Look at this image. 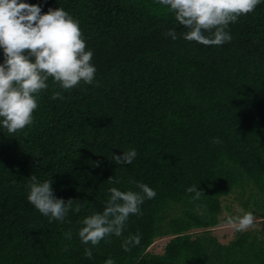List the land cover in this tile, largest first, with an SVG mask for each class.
Returning a JSON list of instances; mask_svg holds the SVG:
<instances>
[{"label": "trees", "instance_id": "obj_1", "mask_svg": "<svg viewBox=\"0 0 264 264\" xmlns=\"http://www.w3.org/2000/svg\"><path fill=\"white\" fill-rule=\"evenodd\" d=\"M19 2L77 20L96 73L67 91L49 78L30 126H0V264H264V0L229 24L232 40L221 46L185 41L187 29L156 0ZM129 150L131 164L112 161ZM31 175L73 201L63 220L49 222L28 202ZM138 183L155 198L86 258L81 221L103 210L110 188L136 192ZM194 185L198 200L186 192ZM234 193L262 230L222 244L210 231ZM136 234L139 246L123 251ZM163 237V251H150Z\"/></svg>", "mask_w": 264, "mask_h": 264}, {"label": "clouds", "instance_id": "obj_2", "mask_svg": "<svg viewBox=\"0 0 264 264\" xmlns=\"http://www.w3.org/2000/svg\"><path fill=\"white\" fill-rule=\"evenodd\" d=\"M174 15L175 21L187 29L182 38L205 46H221L232 40L227 31L229 24L239 17L252 13L261 0H156ZM165 36L177 39L176 32L169 30ZM0 49L4 62L0 64V126L9 134H15L33 123V113L38 107V96L48 88L46 81L52 78L62 90H71L81 82L93 84L96 68L90 63L92 51H86L79 23L62 8L49 9L41 15L35 5L19 0H0ZM98 86V85H97ZM61 92L52 99H62ZM219 144V138H213ZM137 153L129 150L112 155L117 165L131 164ZM28 202L43 216L63 220L72 210L73 201L57 199L51 189L50 178L40 182L35 175L29 178ZM111 180V178L109 179ZM119 183V181H113ZM129 183H136L130 179ZM139 191H121L110 188V198L103 210L81 221L78 231L80 242L87 246L84 256L92 259V249L108 237H120L130 215H140V206L146 199H153L156 192L143 183L136 184ZM194 193V199L203 195L197 186L186 189ZM76 212L80 211L77 204ZM222 227L235 232L246 231L255 224L251 212L231 216L225 213ZM72 233H66L71 239ZM139 234L129 236L122 244L125 252L139 246ZM111 242L110 240L108 241ZM105 264H115L107 259Z\"/></svg>", "mask_w": 264, "mask_h": 264}, {"label": "rangeland", "instance_id": "obj_3", "mask_svg": "<svg viewBox=\"0 0 264 264\" xmlns=\"http://www.w3.org/2000/svg\"><path fill=\"white\" fill-rule=\"evenodd\" d=\"M245 194L244 196H246ZM241 199L234 193L222 200V210L219 215V224L212 228L210 235L214 236L217 241L222 244L230 243L238 232H235L232 229L222 227L223 223L226 221L225 213L231 216L242 215L246 212H251L255 219V224L253 227L247 229L246 231H252L254 233H261L262 230V219L259 218L257 214H254L251 210L244 209L241 204ZM194 232L201 234V230H195ZM169 237H163L156 239L152 244L150 251L155 253H161L163 251L164 243L168 240Z\"/></svg>", "mask_w": 264, "mask_h": 264}]
</instances>
